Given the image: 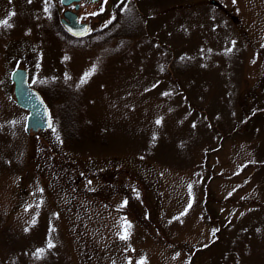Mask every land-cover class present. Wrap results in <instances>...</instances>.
Instances as JSON below:
<instances>
[{
    "label": "rangeland",
    "instance_id": "rangeland-1",
    "mask_svg": "<svg viewBox=\"0 0 264 264\" xmlns=\"http://www.w3.org/2000/svg\"><path fill=\"white\" fill-rule=\"evenodd\" d=\"M119 8L139 33L104 42ZM63 9L0 0V264H264V0L87 3L81 42ZM17 67L72 89L88 140L52 99L26 133Z\"/></svg>",
    "mask_w": 264,
    "mask_h": 264
},
{
    "label": "trees",
    "instance_id": "trees-1",
    "mask_svg": "<svg viewBox=\"0 0 264 264\" xmlns=\"http://www.w3.org/2000/svg\"><path fill=\"white\" fill-rule=\"evenodd\" d=\"M140 0H131L133 4H137ZM142 1H161V0H142ZM178 1H184V0H178ZM54 24L61 32V26L59 23V18L54 17ZM126 21V23L129 25L128 28H122L121 24H118L120 21ZM113 23H116L115 25L119 26L117 29L115 25L114 29H104L100 32V39H103V41L108 40L107 38L109 36L111 37H125V36H135L139 33V29L137 28L136 18L135 16H132V14L129 13H123L122 10L119 8L118 13L115 16V21ZM96 34V33H94ZM70 37V36H69ZM68 37V38H69ZM107 37V38H106ZM104 41V42H105ZM101 43V42H100ZM176 57H173L175 61ZM182 60L184 61V66H189L191 61H186V57L181 56ZM188 64V65H185ZM39 92L42 94L44 99L49 103L52 102V100L57 101V108L60 110V115L58 122L56 124L57 131L59 135L68 142H79V141H85L88 140L90 136H88L90 131V125L88 122L84 120H80L76 107V96L75 93L72 91L71 88L65 87L63 85H60L56 81H52V83L46 86V88H39ZM52 99V100H51ZM51 108V107H50ZM205 196L207 197V191H205ZM35 258V257H34ZM35 262H38V264H46L47 262L43 261H36L31 260L28 264H32Z\"/></svg>",
    "mask_w": 264,
    "mask_h": 264
},
{
    "label": "water",
    "instance_id": "water-1",
    "mask_svg": "<svg viewBox=\"0 0 264 264\" xmlns=\"http://www.w3.org/2000/svg\"><path fill=\"white\" fill-rule=\"evenodd\" d=\"M80 0H60L63 6H69ZM86 1V0H85ZM96 2L97 0H91ZM77 9V5L75 7ZM61 19L67 33L75 38L89 35V24L80 22L72 10H65ZM29 72L26 68L17 67L11 70L10 80L13 83V96L18 107L26 110V133L45 131L52 126L51 111L42 94L28 82Z\"/></svg>",
    "mask_w": 264,
    "mask_h": 264
},
{
    "label": "flooded vegetation",
    "instance_id": "flooded-vegetation-1",
    "mask_svg": "<svg viewBox=\"0 0 264 264\" xmlns=\"http://www.w3.org/2000/svg\"><path fill=\"white\" fill-rule=\"evenodd\" d=\"M103 0H97L96 2H90V0H80L79 2H73L72 4H70L69 6H63V10L61 11V14L59 15V23H60V26H61V35L64 39L66 40H70V41H74V42H81L82 40L84 39H87L88 37H90L91 35H93L95 32H90L88 36L84 37V38H75L71 35H69L64 27V25L62 24L61 22V19L63 18V12L65 10H72L74 11L76 14H77V19L78 21L80 22H84V20L81 19L80 15H79V9H80V6L83 5V4H87V3H90V4H96L97 6L102 4ZM77 5V9L75 8ZM90 28V26H89ZM70 36V37H69ZM69 37V38H68Z\"/></svg>",
    "mask_w": 264,
    "mask_h": 264
},
{
    "label": "snow or ice",
    "instance_id": "snow-or-ice-1",
    "mask_svg": "<svg viewBox=\"0 0 264 264\" xmlns=\"http://www.w3.org/2000/svg\"><path fill=\"white\" fill-rule=\"evenodd\" d=\"M29 2H31V0H29ZM14 15V13H13ZM0 26H7V27H11L12 25L8 23L7 20H4V21H0ZM92 71L94 72L95 71V68L92 69ZM89 75V74H86V76ZM83 82H86V80H82V83ZM157 123H160V121H157ZM130 227V225H129ZM122 239H127V234H125L124 236L121 237ZM53 245L51 243H49V247H52ZM40 252H42L43 250H38Z\"/></svg>",
    "mask_w": 264,
    "mask_h": 264
}]
</instances>
